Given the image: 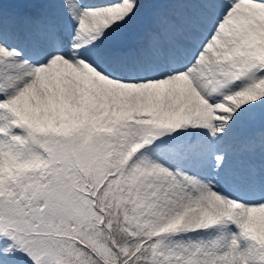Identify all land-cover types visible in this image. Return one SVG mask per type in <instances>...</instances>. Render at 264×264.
I'll list each match as a JSON object with an SVG mask.
<instances>
[{"label":"snow or ice","instance_id":"snow-or-ice-1","mask_svg":"<svg viewBox=\"0 0 264 264\" xmlns=\"http://www.w3.org/2000/svg\"><path fill=\"white\" fill-rule=\"evenodd\" d=\"M0 264H264V0H0Z\"/></svg>","mask_w":264,"mask_h":264}]
</instances>
